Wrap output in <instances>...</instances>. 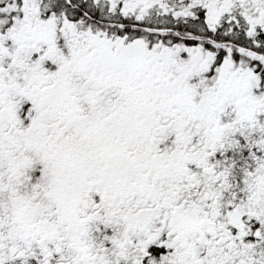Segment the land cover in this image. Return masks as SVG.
Returning a JSON list of instances; mask_svg holds the SVG:
<instances>
[{
    "label": "snow or ice",
    "instance_id": "obj_1",
    "mask_svg": "<svg viewBox=\"0 0 264 264\" xmlns=\"http://www.w3.org/2000/svg\"><path fill=\"white\" fill-rule=\"evenodd\" d=\"M0 264H264V0H0Z\"/></svg>",
    "mask_w": 264,
    "mask_h": 264
}]
</instances>
